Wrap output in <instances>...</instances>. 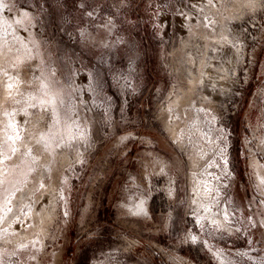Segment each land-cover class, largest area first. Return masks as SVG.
Returning <instances> with one entry per match:
<instances>
[{"label": "rangeland", "instance_id": "rangeland-1", "mask_svg": "<svg viewBox=\"0 0 264 264\" xmlns=\"http://www.w3.org/2000/svg\"><path fill=\"white\" fill-rule=\"evenodd\" d=\"M0 9V264H264V0Z\"/></svg>", "mask_w": 264, "mask_h": 264}, {"label": "bare ground", "instance_id": "bare-ground-1", "mask_svg": "<svg viewBox=\"0 0 264 264\" xmlns=\"http://www.w3.org/2000/svg\"><path fill=\"white\" fill-rule=\"evenodd\" d=\"M25 16L24 15H21V16H14L13 18H7L3 15L1 9H0V26L2 25H5L7 23H10V22H13V21H21V20H24ZM20 43H21V46L23 47V49L25 50L26 48H30L29 51H32L31 47H32V44L31 42H25L23 39H20L19 40ZM12 128V127H11ZM10 129V128H9ZM13 130V129H12ZM17 142V141H16ZM140 207H143V205H141Z\"/></svg>", "mask_w": 264, "mask_h": 264}]
</instances>
